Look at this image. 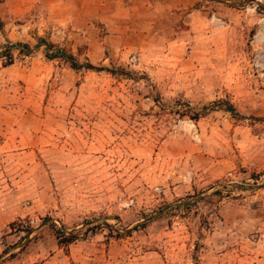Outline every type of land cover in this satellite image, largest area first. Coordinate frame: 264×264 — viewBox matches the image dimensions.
I'll use <instances>...</instances> for the list:
<instances>
[{
	"label": "rangeland",
	"instance_id": "374dc122",
	"mask_svg": "<svg viewBox=\"0 0 264 264\" xmlns=\"http://www.w3.org/2000/svg\"><path fill=\"white\" fill-rule=\"evenodd\" d=\"M0 264H264V0H0Z\"/></svg>",
	"mask_w": 264,
	"mask_h": 264
},
{
	"label": "trees",
	"instance_id": "16d2710c",
	"mask_svg": "<svg viewBox=\"0 0 264 264\" xmlns=\"http://www.w3.org/2000/svg\"><path fill=\"white\" fill-rule=\"evenodd\" d=\"M40 45H44V47H45V56L48 59L62 58L64 60H66L73 69H76V70L80 69V68L98 69V67L94 66L93 64H91L88 61L80 63L71 53L66 52L62 48L55 46L53 43H51L50 41H46L43 38H40L37 41L35 46H40ZM13 46H18L20 48V50H23L25 52H29L31 50L30 45L27 44V43L11 44V47H13ZM9 49L10 48H8V49L6 48L5 50H9ZM219 103H221V101H219ZM228 107L233 109L231 107V105H228ZM63 231H64L63 228H57L56 229L57 236L58 235H63V237H62L63 241L66 244L71 243L75 239L74 235H65Z\"/></svg>",
	"mask_w": 264,
	"mask_h": 264
},
{
	"label": "crops",
	"instance_id": "0c3cea01",
	"mask_svg": "<svg viewBox=\"0 0 264 264\" xmlns=\"http://www.w3.org/2000/svg\"><path fill=\"white\" fill-rule=\"evenodd\" d=\"M149 5H147V7H148Z\"/></svg>",
	"mask_w": 264,
	"mask_h": 264
},
{
	"label": "water",
	"instance_id": "95a60500",
	"mask_svg": "<svg viewBox=\"0 0 264 264\" xmlns=\"http://www.w3.org/2000/svg\"><path fill=\"white\" fill-rule=\"evenodd\" d=\"M222 1H225V0H222Z\"/></svg>",
	"mask_w": 264,
	"mask_h": 264
}]
</instances>
